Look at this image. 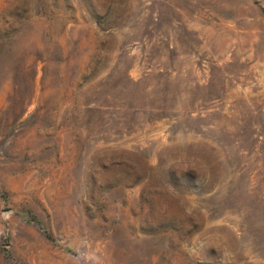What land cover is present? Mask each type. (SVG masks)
<instances>
[{"label":"rangeland","instance_id":"374dc122","mask_svg":"<svg viewBox=\"0 0 264 264\" xmlns=\"http://www.w3.org/2000/svg\"><path fill=\"white\" fill-rule=\"evenodd\" d=\"M0 264H264V0H0Z\"/></svg>","mask_w":264,"mask_h":264}]
</instances>
